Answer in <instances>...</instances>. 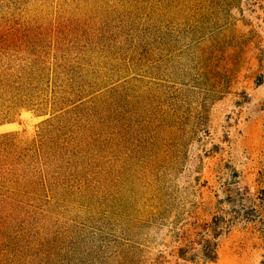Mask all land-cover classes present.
Listing matches in <instances>:
<instances>
[{"label": "rangeland", "instance_id": "obj_1", "mask_svg": "<svg viewBox=\"0 0 264 264\" xmlns=\"http://www.w3.org/2000/svg\"><path fill=\"white\" fill-rule=\"evenodd\" d=\"M117 2L0 0V30L75 25L100 76L138 80L96 164L109 177L83 173L8 227L2 264H264V220L242 217L264 202V0ZM46 118L24 110L0 136L27 147ZM216 217L232 227L209 261L198 234Z\"/></svg>", "mask_w": 264, "mask_h": 264}, {"label": "trees", "instance_id": "obj_2", "mask_svg": "<svg viewBox=\"0 0 264 264\" xmlns=\"http://www.w3.org/2000/svg\"><path fill=\"white\" fill-rule=\"evenodd\" d=\"M65 1L80 10L84 0ZM106 1L107 6H115V0ZM74 27L57 34L37 27L22 32L0 30V124L13 121L24 110L47 117L27 147L14 142L16 134L0 136V252L7 228L26 219L50 195L59 200L83 173L109 177L110 168L102 170L96 164L111 153L114 132L124 120L138 80L118 78L119 69L112 71L117 76L112 72L108 74L112 76H100L97 65L84 59L92 50L79 51L83 41L80 28ZM121 69L132 70L129 65ZM47 202L48 206L53 203ZM263 214L264 202L258 209H244L242 217L263 221ZM221 219L222 223L214 218L198 234L209 261L218 257L216 241L223 229L232 227V222Z\"/></svg>", "mask_w": 264, "mask_h": 264}]
</instances>
